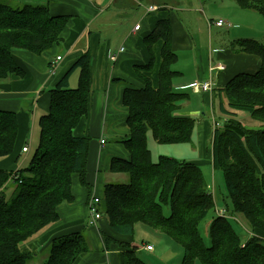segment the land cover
<instances>
[{
    "label": "trees",
    "instance_id": "obj_1",
    "mask_svg": "<svg viewBox=\"0 0 264 264\" xmlns=\"http://www.w3.org/2000/svg\"><path fill=\"white\" fill-rule=\"evenodd\" d=\"M242 9L252 10L264 19V0H236ZM14 4V3H13ZM65 16H52L48 4L13 6L0 2V84L25 72L13 58L14 50L43 55L63 42ZM162 42V64L155 88L145 73L155 63L153 47ZM151 55L147 66L136 67L144 80L141 89L127 88L123 104L128 110L129 135L123 145L128 160L112 159L110 171L125 173L127 183L104 186L99 212L119 235L134 237L143 224L172 238L183 249L182 264H264V42L239 40L234 51L261 59L255 74L239 73L222 90L227 103H220L226 119L215 121L212 138V164L221 170L226 186L224 199L232 216L240 215L253 233L247 239L238 234L229 218L215 216L208 228L209 245L200 225L214 208L213 194L200 167L161 155L152 159L148 133L160 145L191 143L196 120L180 115L187 93L173 88L178 56L173 50L171 22L160 20L144 38ZM80 69L78 85L69 89V79ZM91 67L88 53L82 54L58 84L49 91L48 112L40 119L38 149L28 168L14 172L0 170V264H29L34 254L22 246L60 220L58 207L72 203L74 175L86 182L89 138L74 135L81 119L89 113ZM248 113L260 124L249 129L238 120ZM19 122L15 112L0 110V161L15 150ZM16 178L14 194L4 195L10 177ZM168 210V213L165 210ZM107 243L113 240L104 235ZM122 250L120 264H147L132 243L115 242ZM90 250L82 233L52 240L49 256L41 264H75Z\"/></svg>",
    "mask_w": 264,
    "mask_h": 264
},
{
    "label": "crops",
    "instance_id": "obj_2",
    "mask_svg": "<svg viewBox=\"0 0 264 264\" xmlns=\"http://www.w3.org/2000/svg\"><path fill=\"white\" fill-rule=\"evenodd\" d=\"M0 2L18 5L48 4L52 16L70 17L67 27L61 35L63 42L54 46L50 51L43 55H35L24 50L13 51V58L25 72V76L23 78L13 76L8 81L0 84V110L8 111L5 108H12L11 110L15 111L19 122V134L14 152L0 161V170L9 173L18 170L19 157L32 153L35 112L39 108L43 112H48L50 105L49 91L58 84L69 70V67L84 53H88L90 56L92 78L89 113L81 119L74 131L75 136L89 138L91 141L86 164V182L90 189L81 183L79 175H74L72 180L74 202L59 206L60 220L49 226L36 238L24 244L22 251L34 254L37 257L38 253L46 250L48 246L50 249L52 240L55 238L78 232L84 235L90 250L82 254L75 264H120V252L122 250L115 242L132 243L134 237L123 236L114 232L107 219L100 212L101 218L92 223L93 217L90 206L93 202L99 206L105 185L120 182L118 180L123 179L122 176L128 177L125 173L110 171L112 159L128 160L130 158L129 152L123 145V141L129 135L128 110L123 104V94L127 88L141 89L145 84L144 80L137 74L136 67L147 66L151 60L144 38L153 31L159 19L150 17L146 12L144 15L138 14L134 17L129 14L130 17L119 18L118 11L120 9H117L116 5L113 7V4H116L118 0H0ZM134 2H137V0H123L122 6L128 8ZM234 3L242 11L240 13L252 11L242 9L236 0ZM141 6L140 3L138 7L145 8ZM185 11L183 9L181 12L184 14ZM162 17L161 14L159 18ZM173 18L175 17L171 15V18L161 20L168 19L171 22L173 50L176 54L178 51L189 52L183 58V65H187L189 69L192 63V68L188 72L176 70L180 72V75L173 79L172 84L175 90L188 94L187 99L184 101L194 103L191 108H187L184 102L181 103L179 114L196 120L193 138L198 133L200 156L204 159L208 156L204 152L205 138L207 139L208 136L212 135L209 140L212 146L215 121L226 119L220 111V103H227L222 90L239 73L255 74L260 68L261 59L255 55L234 51L235 43L229 45L227 49L222 48V46L219 47V44L213 47V36L209 35L207 52L204 59H201L203 64H199L189 34L184 31L177 32V28L173 25ZM217 21L209 20L208 27L212 28ZM226 23L230 28L233 27L229 21H226L225 25ZM137 25L140 26V29L135 31ZM245 27L242 26V29ZM252 30L251 27H248L246 33L237 32V34L230 36L235 38L234 40H254L248 37ZM162 46L163 43L158 42L153 47L155 63L152 71L145 73L151 79L155 88L159 83ZM121 48H124L125 51L119 54ZM112 55H117L115 62L110 59ZM58 56H61L63 61L59 64L56 72L52 74L50 70L51 63ZM180 61L178 56L176 64H179ZM217 62H221L225 66V71L215 72ZM207 77L213 82L212 92L193 93L191 90L192 84L197 81H205L208 79ZM46 90L47 94L44 92ZM35 97L37 100L36 106L33 101ZM201 115L207 116L206 118L210 117L212 123L209 121L201 122ZM25 146H29L28 153L22 152ZM165 146L171 145L158 144L152 133H148V147L154 162H157L159 156H161L162 153L160 152L167 151V148H162ZM210 158V163H212V153H210ZM202 162L200 160L193 163L200 165L203 164ZM208 163L206 161V164ZM209 187L211 186L209 185ZM165 212L168 213V210L166 209ZM213 217L214 213L212 212L208 227L204 231L206 236H208V228ZM83 232H86L87 235L85 236ZM201 234L203 233L201 232ZM104 235L113 241L107 243ZM248 235L250 237L253 233L250 232ZM257 235L264 238V233L260 231L257 232ZM208 241L210 242V240Z\"/></svg>",
    "mask_w": 264,
    "mask_h": 264
},
{
    "label": "rangeland",
    "instance_id": "obj_3",
    "mask_svg": "<svg viewBox=\"0 0 264 264\" xmlns=\"http://www.w3.org/2000/svg\"><path fill=\"white\" fill-rule=\"evenodd\" d=\"M123 0H118V2L113 4V7L116 5L118 11L119 18L130 17L129 14L132 16H136L138 14L144 15L145 12L149 14L150 17L158 18L159 20L164 18H171V15L175 18L174 24L175 28L178 31H184L189 34L193 45H194V52L197 58V63L203 64L201 59H204L206 55V47L209 42V35L213 36V44L212 46L216 47L219 44V47L227 49L229 45L236 43L240 39L232 38L230 35L237 34V32H244L248 30V27H251L253 30L250 36V39H254L257 42L263 43L264 42V20L263 17L256 12L253 11H244L242 12L239 7L234 3L235 0H137L128 8L122 6ZM145 7L144 9L139 8L138 6ZM13 6H19L18 4H12ZM149 7H156V10L149 12ZM124 9H127L124 11ZM184 9L185 13L183 14L181 11ZM104 11V9L102 8ZM114 10V9H113ZM202 11H204L202 13ZM126 12V13H125ZM109 14V13H108ZM161 14L163 15L162 18ZM248 14V16H247ZM106 15V14H104ZM148 16V15H147ZM131 17V18H134ZM228 18V19H226ZM245 18V19H244ZM222 19L224 22L229 21L233 27H229L228 23L219 29L220 27L213 26L212 28L208 27V21L213 20L214 22ZM158 20V21H159ZM208 20V21H207ZM157 21V22H158ZM156 22V23H157ZM177 23V24H176ZM242 26H246L242 29ZM235 28V29H232ZM245 30V31H244ZM226 44V45H224ZM180 63L176 64L173 68L174 70H182L188 72L190 68H192V63L189 66L183 65V58L189 54V52L178 51L177 52ZM186 59V58H185ZM72 67V66H71ZM69 67V69L71 68ZM80 73V69H77L72 74V77L69 81V89H74L78 85V76ZM208 78V77H207ZM47 94V90L44 91ZM37 97V96H36ZM36 97L33 98L34 105L36 106ZM184 102L187 108H191L194 106L193 102L188 101H181ZM8 111L12 108H5ZM25 109V108H24ZM15 112V111H14ZM47 112H43L41 108L35 112L34 119L35 120V134L34 139L32 141L33 150L32 153L29 155H22L18 159V169L22 167L23 169L28 168L31 164L32 159L34 158L36 151L38 149V143L40 139V119L43 114ZM207 116L201 115V122L202 121H209L212 123V119L206 118ZM33 119V118H32ZM238 120L241 121L247 128L249 129H256L259 128L260 124L253 120L248 113L241 112L238 114ZM214 132V131H213ZM33 133V132H32ZM207 137V136H206ZM212 135L208 136L207 139L205 138L204 141V152L207 153L208 156L204 157V159L200 156V146L198 144V133L194 136L191 143H183V144H174L171 146H165L162 148H167V151H162L161 155L169 156L175 158L180 161H187V162H197L202 160L203 164L198 165L204 175L205 181L207 185L211 186L214 199V208L208 216L204 219L202 224L200 225V232H202L203 237L205 239V243L208 244V237L206 234L204 235V231L206 227H208L212 212L215 215V209H227L231 208L229 200L226 201L224 199V195L226 194V186H225V179L224 175L221 170H215L213 164L210 163V153L211 150V139ZM200 157V158H199ZM206 161L209 163L206 164ZM205 162V163H204ZM123 179H119L118 181L122 183L128 182V177L122 176ZM118 182V183H120ZM16 189V185L12 182L10 183L7 188L5 189V197L10 199L14 194ZM99 210V206H97ZM229 212V211H228ZM230 220L234 225L235 230L238 234H241L242 238L247 239L249 237L250 229L247 226L244 218L240 215L233 216L237 221L232 218L230 215ZM210 226V225H209ZM85 236L87 235L86 232H83ZM257 235V234H256ZM151 244L155 251L149 252L145 250V246L147 244ZM134 245L138 247L137 255L140 259H142L147 264H182L183 258V249L181 246L176 244V242L164 235L159 233L156 230H153L149 227H146L143 224H138L135 227L134 233ZM49 256V246L46 250L40 251L38 256L35 257L29 264H41L47 260Z\"/></svg>",
    "mask_w": 264,
    "mask_h": 264
},
{
    "label": "built area",
    "instance_id": "obj_4",
    "mask_svg": "<svg viewBox=\"0 0 264 264\" xmlns=\"http://www.w3.org/2000/svg\"><path fill=\"white\" fill-rule=\"evenodd\" d=\"M156 10V7H149V12H152ZM225 25V22L223 20H219L215 23V26L217 27H223ZM140 29V26L137 25L135 27V31H138ZM125 51L124 48H121L119 50V54L123 53ZM111 61L112 62H115L117 60V55H112L111 56ZM63 61V58L61 56H58L52 63H51V72L52 74H54L56 72V70L58 69L59 67V64ZM218 71H225V66L221 63V62H217L215 64V72H218ZM191 90L193 93H196V94H201V93H211L212 90H213V82L210 78H208L207 80L205 81H197L195 83L192 84L191 86ZM22 152L23 153H28L29 152V146H25L23 149H22ZM16 178H13L12 176L10 177L9 179V183H12ZM209 190L210 192L212 191V188L209 187ZM90 212H91V215L93 217V222L94 221H97L101 218L100 216V213L98 211V208H97V204H95L93 202V204L90 206ZM215 216H218V217H224V218H229L230 219V214L228 213L227 209H215ZM232 218H234L232 216ZM235 221H237L235 218H234ZM146 250L149 251V252H153L154 251V247L152 245H147L146 247Z\"/></svg>",
    "mask_w": 264,
    "mask_h": 264
}]
</instances>
